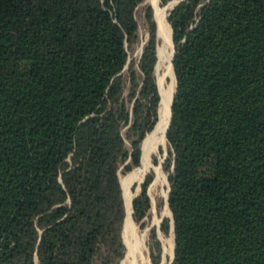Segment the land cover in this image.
I'll list each match as a JSON object with an SVG mask.
<instances>
[{
	"label": "trees",
	"instance_id": "obj_1",
	"mask_svg": "<svg viewBox=\"0 0 264 264\" xmlns=\"http://www.w3.org/2000/svg\"><path fill=\"white\" fill-rule=\"evenodd\" d=\"M143 1L0 0V264L124 256L119 172L142 163L161 115L150 6L137 70L128 62ZM166 20L171 264H264V0H182Z\"/></svg>",
	"mask_w": 264,
	"mask_h": 264
},
{
	"label": "rangeland",
	"instance_id": "obj_2",
	"mask_svg": "<svg viewBox=\"0 0 264 264\" xmlns=\"http://www.w3.org/2000/svg\"><path fill=\"white\" fill-rule=\"evenodd\" d=\"M174 0H167L165 3H161L157 0L156 5L160 9H165L166 19L170 13L171 6ZM182 1V0H177ZM178 2V3H179ZM177 5V4H176ZM150 6L152 8L153 20L155 22V47L161 46V37L159 34V24L155 19V1L154 0H144L140 3L136 9V19L138 23L137 29V39L131 45L128 50L129 59L128 62L132 60L134 63V68L137 70V64L141 57L143 47L149 39L150 28L145 18V10ZM168 22V20H167ZM169 23V22H168ZM170 26V24H169ZM159 28V30H158ZM171 29V27H170ZM159 37H158V34ZM157 34V38H156ZM172 34V30H171ZM173 52V44L169 43V47L162 51L160 48V55L154 66V76L155 81H159L160 85V99L162 97V86L169 85L173 76L170 70V59ZM173 68V67H172ZM174 73V71H173ZM124 79L127 80V66L123 72ZM175 77V75H174ZM176 82V80H175ZM157 85V84H156ZM161 101V100H160ZM159 101V102H160ZM160 111V109H159ZM161 116V115H160ZM158 120V116H157ZM159 121V120H158ZM158 121H156L153 129L146 133L145 137L142 139L140 148H145L146 157L143 152V161L141 164L138 163L130 171L126 173L119 172V182L122 189L121 179L126 175L139 170V174L136 179L130 185V192L133 197L137 196L141 191V184L146 179L147 175L151 176V180L147 186L146 194L149 197L150 208L147 215L140 221L136 222L133 217L131 218V232L124 235L125 230V219L124 224L121 229V239L124 244V256L119 261L118 264H132L133 258L138 264H153V259L156 260V264H171L172 257V244L173 233H172V222L171 213L168 211L166 197L168 193V171L164 168L165 159L168 156V144L165 139L164 131H159L154 133L155 126ZM152 135V137H151ZM151 137L149 144L147 140ZM129 146L128 141L126 142ZM143 180L142 183H140ZM124 195V194H123ZM124 197V196H123ZM131 199V202H132ZM125 201V200H124ZM132 210V208H131ZM168 220L169 229L166 234L162 233L160 230V224L162 219ZM152 232L155 234V238H152ZM173 241V242H172ZM158 242L159 251L154 247V243Z\"/></svg>",
	"mask_w": 264,
	"mask_h": 264
},
{
	"label": "bare ground",
	"instance_id": "obj_3",
	"mask_svg": "<svg viewBox=\"0 0 264 264\" xmlns=\"http://www.w3.org/2000/svg\"><path fill=\"white\" fill-rule=\"evenodd\" d=\"M154 1H155V6H156V8H155V19L158 22L160 30H161L162 35H163L161 49H162V51H164L169 47V43L171 41V29H170V26L166 20V16H165V12H164L165 9H160L156 5L157 0H154ZM176 2H177V0H174L172 3V6L175 5ZM171 59H172V56H171ZM171 59H170V64H171L170 70H171V73L173 76V80L166 87L162 86V97H161V101H160L161 116H160V119H159L157 125L155 126V129H154V133H157L159 131H164L165 139H166L165 124L169 118L170 104H171L172 94L174 93L175 83H176L174 73H173ZM160 85H161V82H160ZM151 137H152V135H151ZM151 137H149V139L147 140L148 144H149V141L151 140ZM138 174H139V170H135L134 172L126 175L123 179H121L122 189H123V193H124L125 201H126L124 235H126L128 232H130L132 234V232H131V214H132L131 199H132V195L130 192V185L136 179ZM167 208H168V206H167ZM173 240H174V236H173ZM173 247H174V243L172 244V254H173ZM132 264H138L137 262H135L134 258H133Z\"/></svg>",
	"mask_w": 264,
	"mask_h": 264
},
{
	"label": "water",
	"instance_id": "obj_4",
	"mask_svg": "<svg viewBox=\"0 0 264 264\" xmlns=\"http://www.w3.org/2000/svg\"><path fill=\"white\" fill-rule=\"evenodd\" d=\"M178 2H179V1H177L176 4H177ZM176 4H175V5H176ZM175 5H173V6L171 7V9H173ZM171 41H172V44H173L172 34H171ZM174 55H175V49H174V45H173V52H172L171 63L173 62ZM172 67H173V65H172ZM175 87H176V83H175ZM174 94H175V90H174V93L172 94V99H171L170 109H171V105H172V100H173ZM171 117H172V115H171ZM168 128H169V127H168ZM168 128H167V130H168ZM166 132H167V131H166ZM142 182H143V180H142L140 183H142ZM169 191H170V187H169V185H168V193H167V197H166V203H167V206H168V202H167V200H168V194H169ZM122 194H123V193H122ZM133 198H134V197H133ZM132 200H133V199H132ZM168 208H169V207H168ZM171 218H172V215H171ZM172 232H173V236H174L173 220H172ZM173 257H174V247H173V254H172V257H171V263H172V261H173Z\"/></svg>",
	"mask_w": 264,
	"mask_h": 264
}]
</instances>
